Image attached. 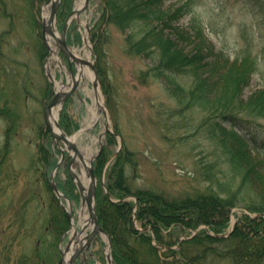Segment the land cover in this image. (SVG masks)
Instances as JSON below:
<instances>
[{"label": "rangeland", "instance_id": "rangeland-1", "mask_svg": "<svg viewBox=\"0 0 264 264\" xmlns=\"http://www.w3.org/2000/svg\"><path fill=\"white\" fill-rule=\"evenodd\" d=\"M87 1L85 10L70 22V39H67L66 34V40L75 55L82 59L88 55L87 61L97 70L98 58L94 54L92 31L100 17L101 0ZM186 1L190 2L189 11L180 17L178 23L183 27L193 23L201 25L216 50L222 51L230 59L244 53L254 57L256 70L249 85L245 87L243 97L248 98L255 89H263L264 0H165L163 4L178 7ZM68 2L67 15L64 17L63 13H57L56 16L58 33L61 30L58 24H64L77 4V0ZM61 3L62 0L58 9L62 6ZM43 5L44 3L37 12L36 7L32 8L24 0H0V110L6 106L9 112V115L0 113V264H41L42 261L36 252L42 251L44 247L48 248L46 244L47 240H50L51 228L46 223L53 193L47 190L43 182L45 180L42 162H36L37 156L40 157L39 137L49 135L42 119V110L53 96L43 66L47 55L43 62L37 56L39 39L35 28L39 23L41 30ZM32 21L35 22V28L30 25ZM106 32L101 66L108 81L107 94L104 95L99 78L97 87L108 117L109 130L118 134L122 144L124 143L133 154V164L125 167L127 185L131 189H150L165 196H187L198 189L204 190L211 183L206 181L205 176L200 175V171L207 163L215 160L214 152L219 145L218 138L193 134L198 118L195 109L192 107L182 111L183 105H179L177 99L167 92L164 80L153 78L149 74V68L157 63V55L142 57L127 52L125 38L128 32L119 31L114 25H109ZM100 38L99 33L96 41ZM50 45L58 52L53 40ZM55 60L50 58L49 72L54 76L56 83L62 87L66 86L70 77L67 62L60 53L59 62ZM72 65L75 73L77 66ZM84 66L92 72L89 66ZM91 84L90 79L84 78L76 85L74 93L59 107L57 122L59 123L63 112L66 113V130H62L68 137L76 134L91 121L86 120L89 119V107L93 105V101L85 89L87 85L93 91ZM47 87L49 95L45 98ZM179 112L182 115H179ZM103 126L104 118L101 113L100 118L91 122L88 130L75 141L76 149L82 158L85 157L84 154H88L89 159L98 155L100 142L102 146L107 143L105 136L100 139L103 133H107ZM257 130L255 136H260L259 141L264 140V118L258 120ZM101 132L103 133L100 135ZM52 144L58 152L59 147L64 151V159L73 154L72 151H67L63 142H59V146L54 141ZM118 144L119 138L115 137V143L111 146L113 154ZM262 148L264 147L250 148L253 158H264ZM63 158L60 153L56 154L57 163H60L54 181L55 177L63 179L65 176L64 172L60 171L63 170ZM223 167L222 163L217 162L215 170ZM105 168L100 180L104 191ZM72 170L79 176L84 175L83 165L78 157L72 165ZM51 178L49 173V185ZM128 198L124 199L132 200ZM64 201L57 199L59 207L66 205ZM70 203L74 223L78 224L80 200L79 203L70 200ZM60 208L62 209V206ZM241 209L239 205L232 212L239 214ZM234 223L235 217L232 215L229 228ZM136 225V228L141 229ZM68 233L70 230L67 231L66 238L63 239L61 235L62 241L59 239L55 244L58 258L51 264L58 261L59 253L68 241ZM184 239L185 235H180L177 244ZM100 243H103L102 238L95 243L93 241L90 248L93 256L89 255L83 263L78 259L76 264L101 263L97 260L104 253V248L100 251ZM176 248L177 246H172L171 249ZM214 262L232 264L223 260Z\"/></svg>", "mask_w": 264, "mask_h": 264}, {"label": "trees", "instance_id": "trees-1", "mask_svg": "<svg viewBox=\"0 0 264 264\" xmlns=\"http://www.w3.org/2000/svg\"><path fill=\"white\" fill-rule=\"evenodd\" d=\"M24 1L39 12L46 0ZM68 1L62 0L63 7L60 6L56 13H63L65 17L69 12ZM164 1L101 0L92 44L104 95L109 87L101 66L103 39L108 26L114 25L119 31L128 32L125 38L127 52L142 57L157 55V63L149 68V74L164 80L167 92L183 105L182 111L195 109L198 118L193 134L216 136L219 145L214 152L215 160L200 171V175L211 183L209 186L192 195L165 196L150 189L129 188L125 167L133 164V154L124 143L105 168L115 143L114 135L107 133V143L94 158L92 169L98 180L95 211L101 228L111 240L112 264H215L217 260L232 264H262L264 158H253L249 150L264 147V140L259 141L260 136H255L258 120L264 118V88L255 89L248 98L243 97L256 70V59L244 53L230 60L222 51L216 50L201 25L193 23L183 27L178 23L180 17L188 13L190 2L177 7L164 6ZM30 25L35 28L34 21ZM36 25L37 56L43 62L47 51L40 25ZM62 25L58 24V27L61 29ZM71 26L67 30L68 40ZM99 33L101 38L96 41ZM45 92L46 98L48 87ZM7 109L4 106L0 113L9 115ZM179 115L182 114L179 112ZM60 118L59 125L66 130V113L63 112ZM39 138L40 157L37 156L36 162H42L43 182L51 192L47 175L56 166L59 152L49 135ZM217 162L224 165L223 169L215 170ZM103 168L106 191L102 190L100 182ZM60 171L64 172V178L55 177L54 182L60 192L78 203L79 196L67 169ZM128 196L135 200L124 199ZM239 205L242 207L239 214L232 212ZM232 215L234 227L223 236ZM134 219L141 229L137 230ZM67 222L52 194L46 223L51 228H48V248L36 252L41 264H51L58 258L55 244L67 230ZM180 235H185L186 239L177 244ZM177 245L176 249H171ZM102 248L103 243H100V251ZM97 260L101 262L99 264H106L102 254Z\"/></svg>", "mask_w": 264, "mask_h": 264}, {"label": "water", "instance_id": "water-1", "mask_svg": "<svg viewBox=\"0 0 264 264\" xmlns=\"http://www.w3.org/2000/svg\"><path fill=\"white\" fill-rule=\"evenodd\" d=\"M61 0H48V2L50 3V10H49V14H48V18L47 21L44 22V20H42V34L43 38L45 39V35L48 34L49 36H51L55 42L57 43V46L59 48V50L62 52V55L65 56L66 60H67V65L69 66V72L73 78V71L71 68V59L75 62H79L81 64H88L87 61L76 58L69 50L68 45L66 44V39H65V34L67 27H68V22H70V20L72 19V16L74 14H79L81 10L85 9L86 5H87V0H84V6L81 9L78 10H72V12L70 13L68 19L66 20V22H64V26L62 28V32L60 33V36L55 34L54 31V23H55V16L57 12V8L59 6ZM49 49V47H47ZM89 66L91 67V69L94 72V82H93V87L96 89L97 88V74L96 71L94 70L93 66L89 64ZM49 79L50 75L47 74ZM77 82H73L72 87L64 92H54L52 98L49 100V102L47 103V105L44 107L43 109V118L44 119V123H45V127L46 130L49 132V134L51 135V137L53 138V140L56 141H62L68 148V150L73 152V155L71 156V159H69V163H68V170H69V174L71 176V178L73 179V181L76 184L77 187V191L79 193L80 199H81V206L85 205L86 209L88 212V216H89V221L92 224V228L89 230L88 234L85 237V241L83 243V245L81 246L80 249L75 250L74 252L71 253V255L68 258V262L66 264H75V261L77 259V257L86 249H89V247L91 246L92 241L94 240L95 237H97L98 234H103L106 236L107 238V242H108V249L110 252V240L108 238V236L105 234V232L101 229V227L99 226V222L97 215H96V209H95V190L96 189V178L95 175L93 173V169H92V160H90L89 162V166L85 165L84 159H82L81 154L79 153L78 149H76V145L71 142L69 139H67V137L64 135L63 131L61 129H59V125L57 120H54V125L56 127V129H58L61 133H57L55 132L51 127L49 121H48V116L49 113H51L53 107L56 108V106H60L63 104V102L68 98V96H70L77 88ZM106 130H108L106 128ZM120 145H121V140H120ZM78 157L79 160L81 161L83 167L85 168L84 170H86L87 172V176L89 178V182H88V186L87 188H85V186L80 182L79 176L73 171L71 170V166L73 165V163L75 162V157ZM50 182V186L52 188V192H54V194L56 195L57 198L61 197V193L59 192V190L57 189L55 183L53 181H49ZM67 215V219L69 221V223L71 224V213L69 211L65 212ZM70 243V242H68ZM67 243V246L65 248V253L68 251L69 248V244ZM107 252L106 254V259H107V263L111 264V254ZM64 253H61V258L58 261L57 264H62L63 263V255Z\"/></svg>", "mask_w": 264, "mask_h": 264}, {"label": "bare ground", "instance_id": "bare-ground-1", "mask_svg": "<svg viewBox=\"0 0 264 264\" xmlns=\"http://www.w3.org/2000/svg\"><path fill=\"white\" fill-rule=\"evenodd\" d=\"M81 4H82V0L81 1L79 0V2L77 0V4L75 5V9H78L81 6ZM41 14H42V17L44 19V22H46L47 18H48V7L47 6L44 7ZM47 42L49 45L51 44V40L49 38L47 39ZM50 58H53L54 60L56 59L55 61L58 60L57 56L54 55L53 51H51ZM85 59L86 60L89 59L88 55L85 57ZM58 62H59V60H58ZM48 65H49V63H47L46 66H48ZM75 65L77 66L75 76L73 79L71 78V76L68 77V83L66 86L62 87V86H60L59 83L54 82L53 87H55L56 91H58V92L66 91L70 87V85H73L72 82L80 83L84 80V78L92 80L93 74L86 66L80 65L77 62ZM85 89H86V93L88 94V96L91 97V100L93 101V105H91L89 107V110H90L89 111L90 115L88 116L89 119L86 120V121H89L91 119V121H90V123L85 124L83 127H81V129L76 134H73L71 137L68 138L71 142H74V143L77 140V138H79V136H81L85 131L88 130V127L90 126L91 122L97 121L100 118V115L103 111V101H102L101 96L99 95V91L98 90L92 91L87 87V85H86ZM57 111H58V108H54L51 111V113H49V116L47 119H48L51 127H53L52 129L55 132L60 134L61 132L58 129H56V127L54 125V120L56 119ZM102 133L103 132H101L100 135ZM84 156L85 157L82 159H84V161L86 163L85 165L88 166L89 165L88 154H86V155L84 154ZM84 174H85V172H84ZM80 180L83 183V185L85 187H87L88 180L84 175H82L80 177ZM67 207H68V205H67ZM79 209H80V211L78 212V222H77L78 224H75L74 222H72L70 233H68V234H70L71 239H70V243H68L69 244L68 251L63 254L64 255L63 264H66L68 262V258L70 256L69 254H71L75 250L81 248V246L83 245V243L85 241V237H86L87 232H89V230L92 228V224L89 221L88 212H86L87 211L86 206L82 205ZM77 225H78V227H77ZM77 228H80V230L79 229L77 230Z\"/></svg>", "mask_w": 264, "mask_h": 264}]
</instances>
